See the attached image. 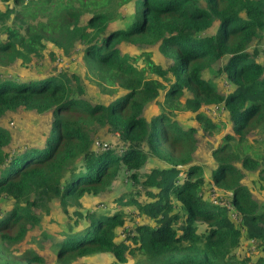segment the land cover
<instances>
[{
	"label": "trees",
	"instance_id": "trees-1",
	"mask_svg": "<svg viewBox=\"0 0 264 264\" xmlns=\"http://www.w3.org/2000/svg\"><path fill=\"white\" fill-rule=\"evenodd\" d=\"M131 1L0 0L13 3L0 10L6 34L0 63L40 59L47 45L69 56L81 43L109 96L88 98L78 76L66 71L0 76V119L20 108L45 116L42 142L11 154L5 149L11 136L0 124V200H13L0 218V264H93L89 259L100 256H111L109 264H264V203L243 182L255 172L264 183V152L251 143L264 130V63L249 49L264 39V0H133V20L110 29L113 5ZM122 42L152 45L166 66L152 50L123 52ZM208 70L231 90L220 92ZM183 112L193 115L190 123L181 122ZM105 128L118 135L116 146L95 145ZM223 128L207 175L195 150L201 136ZM121 179L135 191L114 197L104 211L82 210L87 196L110 194ZM212 187L232 192L222 201L234 209L216 203ZM55 202L68 215L73 210L74 219L42 232L52 246L48 263L36 250L17 247L40 224L38 211ZM121 229L125 239L118 240ZM243 240L260 249L257 259L240 257Z\"/></svg>",
	"mask_w": 264,
	"mask_h": 264
},
{
	"label": "rangeland",
	"instance_id": "rangeland-1",
	"mask_svg": "<svg viewBox=\"0 0 264 264\" xmlns=\"http://www.w3.org/2000/svg\"><path fill=\"white\" fill-rule=\"evenodd\" d=\"M202 5H205L206 0H199ZM26 4L30 0H25ZM134 1L128 2L126 4H118L117 2L112 7L113 22L111 23L110 29H115L116 27H126L128 22L133 20L134 16ZM13 3L1 4L0 10L6 11V9L12 8ZM20 6L15 7L14 12L10 15V18L6 20L8 24L12 23L15 14L20 11ZM88 19V13L83 16V22ZM4 22L0 21V41L6 39V34L3 32L2 25ZM120 47L123 52L130 53L133 55L140 54L143 51H153L152 57L160 63L166 66L165 58L161 57L152 45L148 44H136L131 42H122ZM83 48L84 45L77 43L74 50L69 56L57 53V49L52 45H47L42 58L32 59L31 62L23 63L20 59L16 60L11 65H4L0 63V76L6 78H12L14 80H26L31 78L42 77L47 74H58L59 72L69 73L71 75H77L80 79L81 84L87 89L86 94L88 98L95 99L96 101H106L109 96H105L102 88L99 86L97 79L92 76L90 69L83 59ZM156 49V48H155ZM251 51L257 49V58L260 62L264 63V39L254 41L250 48ZM56 51V52H55ZM54 54V55H53ZM141 64L142 61H140ZM218 65L213 66L215 69ZM205 77L213 79L217 83L218 90L222 93H228L231 90V85L224 79L221 75H215L213 70H208L205 73ZM76 81L73 79V84ZM76 85V84H75ZM122 91H120L121 93ZM210 111V110H209ZM211 111H215V107L211 108ZM224 117V116H223ZM222 117V118H223ZM193 115L190 113L183 112L180 115V120L182 123L187 124L192 120ZM220 119V118H219ZM45 123V116L38 115L33 111H28L24 108H20L16 111L7 112L1 119L0 124L6 128L11 136V142L5 148L6 152L11 154L18 149L26 146H33L37 143H41L43 138L41 136V129ZM227 132V129L217 131L214 136H201L200 143L197 146L194 154V161L199 162L204 165L206 169V174H210V170L213 167V157L211 155L212 148L222 140L223 134ZM96 140L107 142L110 145L116 146L119 142L118 135L113 133L111 130L105 128L99 131L96 135ZM264 138V130L252 135V144L260 152H264V145L261 139ZM156 164V163H155ZM150 168L147 166V169ZM146 171V169L144 170ZM254 192L256 199L260 203H264V183L258 178L255 172H246L243 179ZM213 192V197L218 200H224L226 197L224 190L220 189L218 193L214 188H211ZM128 191H135L130 183L124 179L118 182L117 187L110 194H104L101 196H87L84 200L83 211H104L108 209V205H113L112 199L120 194ZM115 205V204H114ZM13 200L9 198H2L0 200V218L5 216V214L12 208ZM130 211L133 209L132 206H127ZM49 211L41 208L38 214L41 217L40 224L32 228L25 239L18 245L17 248L21 250L34 249L37 253L44 255L48 258V263L52 262V246L49 240H43L42 232L53 233L65 228L69 221H73V210H70V215L63 212L62 207H60L58 202L48 208ZM129 218V217H128ZM138 217L135 216V221ZM130 220V219H129ZM127 221L126 227L132 225V222ZM125 239L124 229L119 231L118 240ZM253 244L250 240H243L242 245L237 249L240 257L250 256L253 260L261 254L258 247L251 245ZM141 255L137 254L132 257L129 263L139 259ZM93 264H109L112 261L111 256H100L89 259Z\"/></svg>",
	"mask_w": 264,
	"mask_h": 264
},
{
	"label": "built area",
	"instance_id": "built-area-1",
	"mask_svg": "<svg viewBox=\"0 0 264 264\" xmlns=\"http://www.w3.org/2000/svg\"><path fill=\"white\" fill-rule=\"evenodd\" d=\"M95 145H96L97 147H100V148L102 147L103 149H106V148L110 147L109 143H107V142H103V141H100V140H96V141H95ZM179 166H180V165H179ZM212 188H214V187H212ZM214 190H216V188H214ZM211 191H212V190H211ZM216 191H217L218 193L220 192L219 190H216ZM225 194H226V195H231L232 192L227 191V192H225ZM212 199H213L216 203L226 204L229 208L234 209L230 204L226 203L225 201L215 199V198L213 197V194H212ZM233 218H234V220L236 221V223H238V224H240V223L242 222L241 217L237 214V212H236L235 210H234V213H233Z\"/></svg>",
	"mask_w": 264,
	"mask_h": 264
}]
</instances>
